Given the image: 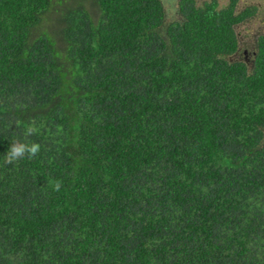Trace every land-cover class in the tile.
I'll return each instance as SVG.
<instances>
[{
  "label": "trees",
  "instance_id": "obj_1",
  "mask_svg": "<svg viewBox=\"0 0 264 264\" xmlns=\"http://www.w3.org/2000/svg\"><path fill=\"white\" fill-rule=\"evenodd\" d=\"M239 2L0 0V264H264Z\"/></svg>",
  "mask_w": 264,
  "mask_h": 264
},
{
  "label": "rangeland",
  "instance_id": "obj_2",
  "mask_svg": "<svg viewBox=\"0 0 264 264\" xmlns=\"http://www.w3.org/2000/svg\"><path fill=\"white\" fill-rule=\"evenodd\" d=\"M200 5L212 0H197ZM220 8L228 5L229 0H217ZM164 7L167 12V21L171 22L180 19L177 14L178 0H163ZM254 6L257 12L251 20L243 23L237 28L239 35L242 58H244L250 65L253 59L256 48V40L259 35L264 34V0H240L238 10H245L248 7ZM241 58V57H239Z\"/></svg>",
  "mask_w": 264,
  "mask_h": 264
},
{
  "label": "clouds",
  "instance_id": "obj_3",
  "mask_svg": "<svg viewBox=\"0 0 264 264\" xmlns=\"http://www.w3.org/2000/svg\"><path fill=\"white\" fill-rule=\"evenodd\" d=\"M26 151L29 154L36 153L38 151V146L32 145V146L26 148L25 145H19V146L12 147L10 152L8 153L7 162L10 163L14 160H17L18 158L23 157Z\"/></svg>",
  "mask_w": 264,
  "mask_h": 264
}]
</instances>
